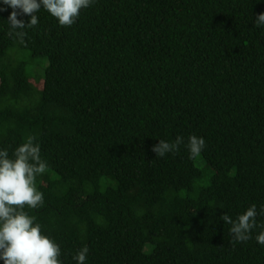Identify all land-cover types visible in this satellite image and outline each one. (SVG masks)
<instances>
[{
  "label": "trees",
  "instance_id": "trees-1",
  "mask_svg": "<svg viewBox=\"0 0 264 264\" xmlns=\"http://www.w3.org/2000/svg\"><path fill=\"white\" fill-rule=\"evenodd\" d=\"M12 11L0 147L40 144L44 206L25 211L63 264L82 246L86 264H264L259 229L237 243L221 220L264 206V0H95L68 27L42 9L22 42ZM178 135L201 155L156 157Z\"/></svg>",
  "mask_w": 264,
  "mask_h": 264
},
{
  "label": "clouds",
  "instance_id": "clouds-1",
  "mask_svg": "<svg viewBox=\"0 0 264 264\" xmlns=\"http://www.w3.org/2000/svg\"><path fill=\"white\" fill-rule=\"evenodd\" d=\"M95 0H0V11L13 9L7 22L11 31L23 40L25 28H33L39 20L36 13L42 9L48 12L61 27L72 26ZM28 16L27 23L18 16ZM255 26L264 28V13L256 16ZM19 30V31H17ZM184 145L189 158L199 157L205 148L203 137L191 135L185 139L176 136L174 141L159 140L152 147L156 157L175 153ZM48 169L47 162L41 157L40 144L34 136H28L9 153L0 147V262L2 264H63L61 247L52 237L42 232V225L35 216L29 215L25 208L38 210L44 206V194L37 188V177ZM264 216V206L259 211L257 205H250L235 219L227 214L221 220L230 225L233 242L243 243L252 238V232L259 229L255 236L257 244L264 246V222L257 221ZM89 248L82 246L72 256L75 264H86Z\"/></svg>",
  "mask_w": 264,
  "mask_h": 264
}]
</instances>
